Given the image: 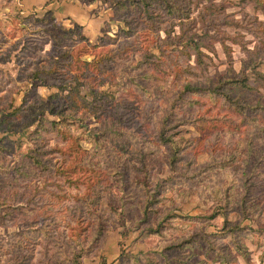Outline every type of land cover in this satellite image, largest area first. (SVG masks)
Returning a JSON list of instances; mask_svg holds the SVG:
<instances>
[{"label":"rangeland","instance_id":"1","mask_svg":"<svg viewBox=\"0 0 264 264\" xmlns=\"http://www.w3.org/2000/svg\"><path fill=\"white\" fill-rule=\"evenodd\" d=\"M61 1L49 0L55 4ZM17 2L0 0V126L2 122H8L0 127V245L9 242L16 234L32 232L44 223L55 228L56 233L47 240L40 234L33 235L32 257L23 254L27 257V264H75V261L78 264H223V254L218 252L226 254L233 264H264V88L257 87L254 73L264 74V55H247L240 46L226 41L231 49L229 65L222 46L217 43L204 77L172 81L171 78L155 80L149 77L148 69L139 63L140 55L130 53L111 59L96 72L78 67L74 62L69 71L61 72V79L45 85L33 81L30 75L46 66L57 53L69 50L75 58L91 61L94 56L119 52L132 42L139 47L148 46L155 37L154 33L138 28L135 35L123 36L120 30L125 27L114 13L111 1L95 0L92 5H86L90 15L88 37L83 34L82 27L76 28L71 19L65 18L70 14V0L51 10L43 8L24 14L18 11ZM214 4L226 5L222 15H209L211 9L202 11L205 23L202 26L197 23L196 28L212 33L219 27L225 33H235L233 28L221 27L223 16L236 21L242 19V26L250 28L256 26L255 20L264 23V0L253 3L215 0ZM47 11L51 12L53 26H37L33 21L22 25L19 21V18L28 16L40 20ZM198 11L201 9H192L191 19H197ZM77 13L83 16L78 9L70 15ZM64 30L75 33L70 37L64 35ZM237 31L241 33L242 41L247 42L245 47L253 50L258 41L245 29ZM78 35L85 36L87 41H81ZM27 41L33 46L23 49ZM247 65L245 75L251 90L221 87L222 91L246 106L241 117L227 109L224 99L217 107L208 95L200 98L203 106L192 105L188 95L183 96L184 100H177L185 81L213 90L229 80L226 75L229 66L239 73ZM74 75L81 76V94L86 95L89 88H94L117 92L119 100L116 113L106 109L107 118L114 116L116 129L108 132L111 135L99 139L100 148L81 141L96 160H108V164L102 166L112 187L104 201L110 203L113 214L106 205L103 211H97V215L105 219V229L102 238L94 245H91L93 237L89 236L88 229H83L87 226L86 221L73 222L77 212L88 217L86 208L75 203L73 198L65 200L52 195L57 192L61 196L65 192L70 196H83L88 189L89 177L82 176L81 183L72 187L62 179L52 177L50 182H58L61 188L44 186L48 191L37 196L35 201H43L51 208L48 213L39 215L25 200L32 185H43V175L33 169L30 177L24 178L17 171L29 173L31 165L23 161L22 152L36 147V141L29 137L34 136L36 124L33 122L42 110L40 106L58 102L48 98L60 93L59 88L64 84L73 85L75 82L71 79ZM34 84L37 88L32 92ZM220 105L226 106L225 109ZM39 107L41 109L37 110ZM18 108L21 109L19 116H9ZM224 117L226 129L217 125L216 128L221 129L214 131L206 121L223 120ZM43 118L48 121L56 119L48 113ZM165 121L167 125L164 127ZM241 121L239 129L227 128ZM87 123L89 127L74 122L73 133L82 139L91 136L89 130L99 125L93 119ZM162 131L172 139L170 145L160 142ZM41 134L50 139V146L63 145L54 134ZM18 143H21L20 150ZM173 154L176 162L171 170ZM42 160L51 167L62 162L61 158L52 156H45ZM147 173L151 175L149 184L161 188L159 193L153 190L157 193L155 203L149 208L145 221ZM14 177L18 181L13 182ZM7 191L10 195L17 191L24 196L19 203L7 200L3 204ZM51 199L57 203H52ZM12 207L14 209H10ZM222 208L227 210L230 222L240 225L237 233L220 237L218 233L222 230L223 218L206 219ZM167 216L171 218L170 227L163 235L151 234L149 228H155ZM80 226L82 229L77 237ZM216 234L218 238L214 237ZM84 236H87L86 241ZM237 244L245 250L243 255L237 251ZM178 245L180 247L176 248ZM90 246L92 253L84 255ZM21 257L22 253L5 256L0 250V264H21Z\"/></svg>","mask_w":264,"mask_h":264},{"label":"trees","instance_id":"2","mask_svg":"<svg viewBox=\"0 0 264 264\" xmlns=\"http://www.w3.org/2000/svg\"><path fill=\"white\" fill-rule=\"evenodd\" d=\"M80 1L82 2L81 4L87 6H90L93 2H95V0ZM104 1H111L113 3L114 13L119 16L125 27V30H120V33H122L123 36L129 38L132 35H135L138 28H141L144 32L154 33L155 37L151 40L149 45L139 47L137 44L132 42L119 52L117 51L106 56H94V59L91 61H81V59L75 58L74 54L69 50L63 52L62 54L57 53L56 56L49 60L46 66L36 69L30 75V78L33 81L41 82L46 85L50 84L52 81L61 79V72L65 70L69 71L70 64L74 62L78 65V67H83L86 70L93 72L101 71V68L108 64L111 59L114 60L119 57V55L130 53H138L140 55V65L147 68L149 71L148 76L155 80H165L167 78H171L172 81H180L183 78L198 79L204 77L207 73L211 60L210 55L215 54V44L217 43L222 46L227 61L229 62V65H231V49L225 44L226 41L240 46L247 55L252 53L264 55V23L258 20H255L256 26L254 28H250L249 26H242V19L240 21H236L231 19L230 16H223L224 22L221 27L233 28L235 30V33L233 34L225 33L219 27L214 29L212 33L202 31L201 27L196 28L197 23H200L201 26L205 23L202 11L211 9L209 15H222L226 5L218 6L214 4L215 0ZM253 2H257V0H243V3ZM193 8L201 9V11H198L197 13L196 20L191 19ZM262 13L264 14V9L262 10ZM50 19H53L51 12L47 11L44 18H41L40 20L28 16L19 18V21L22 25L29 24L33 21V23L37 26L48 27L50 25H54L50 22ZM74 26L78 29L81 27L76 23H74ZM176 28L177 31L175 30ZM237 29H245L247 33H250L258 41L253 50H248L245 47L247 42L242 41V35L239 31H237ZM63 33L64 35L71 37V35H74L75 32L72 30H64ZM161 34L163 36H161ZM79 39L81 41H87L85 36H79ZM29 42L30 41H27L25 43L23 49L31 48V46H33L32 44H29ZM249 67L251 66L249 65ZM246 68H248V65L247 67H242L241 71L237 73L231 66H229V69L226 71V75L229 80H225V82L221 83L220 86L214 88L213 90H210L209 88H202L198 84L185 81L177 100H184L183 96L188 95L192 99V105L203 106L205 104L200 101V98L208 95L211 99H213L212 103L214 107H217L219 101L221 102V100L224 99V102L227 104V109L232 110L238 117H241L246 109V106L239 103L238 99L232 98L225 92V90L222 91L221 87H230L232 90H251L252 88L249 84L248 77L245 75ZM254 73L257 87L264 88V74L261 72ZM80 77L81 76L79 75L72 76L71 81L75 82L73 85L64 84L59 88L61 90L60 93L54 94L48 98L50 101L57 99L58 102L53 104L47 103L45 105L47 108L45 106H40L42 110H39L41 109L40 107L37 108V110L41 112H38L39 116L33 122L36 124L34 136L29 137L30 139L32 138L36 141V147L34 149H23L22 152L23 161L31 165L29 166L30 170L28 174L20 172L19 169H17V171L20 175H23L24 178L30 177V171L32 172L33 169L34 172L38 173V175H43V185L41 187H39L38 184L32 185L33 187L30 188V192L26 194L27 198L25 196V203L31 207L33 212L36 211L39 215L48 213L51 208V205L45 204L43 201H35L37 196H43L44 192L48 191L44 189V186L47 185L55 188H61V185L58 182H50L52 177L55 179H62L69 187L77 186V184L81 183L82 176L87 178L89 177L88 189L83 196H70L65 192H63L61 196H58L57 192H55L56 194L52 193V195L62 197L61 199L65 200L73 198L75 203H80L82 207L86 208L88 217L86 218V216H83L81 212H77V216H75L76 218H74L73 222L76 223L79 221L81 223L86 221L87 226L83 229H88L89 236L93 237L91 245H94L102 238L105 229V219L100 218V216L97 215V211H103V206L106 205V207L110 209L113 214L110 203L108 201H104L107 194H109L112 190V187L111 183L106 179L107 173L104 172L102 166V164L107 165L108 160L105 162L96 160L95 157L82 146L81 141L83 140V142H88L95 148L98 146L100 148V145L102 144H99V139L107 137V135H111L108 134V132H112L115 128L114 116L111 115L107 118L106 109L114 110V113H116L119 108V100L117 99V92L99 91L94 88H89L86 95L81 94V82H79ZM36 88L37 85L34 84L31 91L35 92ZM206 91L209 94L204 93ZM219 107L224 110L226 106L220 105ZM208 110L209 109L206 111ZM20 112V108L15 109L11 112V114H9V116H19ZM45 113H48L56 119L49 121L44 119L43 115ZM90 119H93L99 125L98 128H91L89 130L92 132L91 136L82 139L80 136L73 133L75 130L73 128L74 122L78 121L80 125L89 127L87 122ZM198 120L205 119L199 118ZM206 121L211 124V129L214 131H216V129L220 130L221 128L226 129L227 121L225 117L223 120L216 118ZM7 123V121L2 122L1 126L3 124L7 125ZM219 123H222L223 125ZM166 125L167 121H165L164 127ZM217 125L221 128H216ZM241 125L242 121L235 125L231 124L227 128L239 129L238 127ZM7 129L11 130L10 126H7ZM41 133L54 134L55 138H57L63 145L55 144L50 146V139L46 138ZM159 139L163 145H170L172 143V139L170 136H165L164 131L160 133ZM17 148L20 150L21 143H18ZM45 156L59 157L62 159V162L56 167L45 165L42 160ZM65 160H68V164L66 163V165ZM175 162L176 156L173 154V157L170 160L171 170H174ZM150 177L151 175H148L147 173V192L145 193L147 198L145 200V212L143 218L145 221H147L146 219L148 218V213L150 212L149 208L153 205V203H155L154 197L157 193H159L161 188L159 185L153 186L152 184H149L148 180ZM13 179V182L18 181L17 177H14ZM153 190H156L157 193L153 192ZM22 196H24L23 193L19 194L17 191H13L10 195L9 191H7L2 203H7V200L19 203ZM53 201L55 200L51 199L52 203H57ZM10 209L14 208L12 207ZM218 216L223 218V227L218 233L220 237H224L225 234L233 235L240 230L239 224L232 223L228 220L227 210L225 208L215 211L212 216L206 217V219H215V217ZM170 219L171 218L167 216L159 221L155 228H149L151 234L163 235L162 233L166 231L167 227H170ZM32 224L35 227L36 220H34ZM77 229L78 232L76 236L79 237L82 227L80 226ZM55 233V228L42 223L38 228L32 230V232L25 231L12 236L9 242L2 243L0 245V250L5 256L22 253L21 264H27L25 261L27 257L23 256V254L28 253L32 257V254H30L32 252L31 247L33 246L35 240L33 235L40 234L47 240ZM86 237L87 236H84L85 241L87 240ZM214 237L218 238L217 234L214 235ZM175 247H180V245ZM214 249L215 248L212 250ZM236 249L241 253V255L245 253V250H243L238 244L236 245ZM90 253H92L91 246L83 252L84 255H88ZM218 253H220V255L223 254L221 256V262L223 264H233L234 261H229L226 254L222 252ZM16 257H18V255H16ZM64 259H66V256ZM73 263L78 264L76 261Z\"/></svg>","mask_w":264,"mask_h":264},{"label":"crops","instance_id":"3","mask_svg":"<svg viewBox=\"0 0 264 264\" xmlns=\"http://www.w3.org/2000/svg\"><path fill=\"white\" fill-rule=\"evenodd\" d=\"M67 0H63L61 1V3L59 4H55V3H49V0H18L16 6L19 7L18 11H21V14H24V12L26 11V13H28L29 11H35L38 9H47V10H51L52 7L57 6L59 7L61 4H64V2L66 3ZM71 6L69 8L70 10V14L71 12H75L76 9H78L82 14H75V15H65V18L67 19H71V22L73 21L74 23L78 24L79 26H81L83 28V34L88 37L87 32V27H88V22H90V15L89 12L87 11V6L84 4L79 3L78 0H70ZM75 10V11H74ZM83 11V12H82ZM62 15V14H60ZM64 17V16H63ZM95 21V20H93ZM70 22V20H69ZM70 22V23H71Z\"/></svg>","mask_w":264,"mask_h":264}]
</instances>
